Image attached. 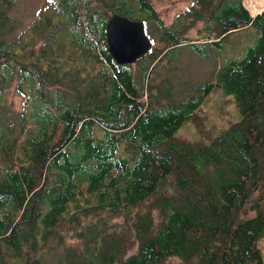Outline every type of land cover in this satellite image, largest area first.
I'll return each instance as SVG.
<instances>
[{"label": "trees", "instance_id": "1", "mask_svg": "<svg viewBox=\"0 0 264 264\" xmlns=\"http://www.w3.org/2000/svg\"><path fill=\"white\" fill-rule=\"evenodd\" d=\"M52 1L57 20L39 14L24 33L15 0H0V264H264V8L196 0L185 12L186 28L204 23L196 42L150 0ZM115 13L160 32L135 64L109 53ZM244 29L255 37L245 46ZM231 33L216 81L155 84L183 47L208 56ZM14 82L28 109L16 136ZM218 88L241 118L212 136L202 113ZM188 122L207 136H176Z\"/></svg>", "mask_w": 264, "mask_h": 264}, {"label": "rangeland", "instance_id": "2", "mask_svg": "<svg viewBox=\"0 0 264 264\" xmlns=\"http://www.w3.org/2000/svg\"><path fill=\"white\" fill-rule=\"evenodd\" d=\"M153 6L156 8L159 16L163 22L170 28H178L179 31H184L191 39H195L196 42L203 41L202 37L204 23L202 21H194V26L186 28L189 19L185 16V12L189 7L193 6L196 0H150ZM16 7L13 10L14 15L23 22L21 32L31 33L33 30L32 23L37 20L39 14L44 16H51L55 20L58 18V7L52 0H15ZM96 2H94L95 4ZM246 5L253 14L260 12L264 8V0H244ZM196 4V3H195ZM192 20L190 21L191 24ZM189 24V25H190ZM148 33L150 37L155 40V45L159 42V30L156 28L154 23H150L148 26ZM241 34L240 41L243 46L248 45L254 41V36L251 35V29H244L239 31ZM24 36V38H26ZM238 33H231L228 35L224 43H222L221 49L212 47L209 51L208 56H202L187 47H183L180 50L179 56L175 63H172L169 67L156 66L154 78L156 79L155 84L159 85L161 80H170L175 86L176 83L180 84L182 81L194 83H205L210 80L216 81L215 70L217 69L216 63L220 65L224 64L228 57L231 55L233 50V42L237 39ZM37 38V37H36ZM152 40V41H153ZM43 40L41 41L42 44ZM36 50V45L32 47ZM224 50V51H223ZM223 51V52H222ZM222 52V53H221ZM238 51V53H242ZM64 55H66L64 53ZM135 64V63H134ZM81 65L87 69L95 71L98 69L95 61H84L77 59L72 67ZM184 77H187L185 79ZM7 106L9 111L7 118L12 124L13 136L20 133L21 129L18 123L23 122L21 115L24 110H28L26 105L24 106L25 96L22 91L18 88L17 83L14 82L9 89L6 91ZM241 114L239 113L238 107L235 102L233 95L225 94L220 88L216 89L210 94V98L203 105L202 120L204 124V130L208 129L211 131L212 136H215L221 130L230 127L233 122L239 121ZM30 123L24 124V130L29 126ZM199 130L196 122H188L184 124L177 132L176 136L188 140L190 142H197L202 138H205L207 134L204 130ZM24 134V132H23ZM209 139L207 140V142ZM2 161V160H0ZM247 208L246 215H252L253 212H249ZM85 231V230H82ZM68 243V241H67ZM163 264H180L179 259H171Z\"/></svg>", "mask_w": 264, "mask_h": 264}, {"label": "water", "instance_id": "3", "mask_svg": "<svg viewBox=\"0 0 264 264\" xmlns=\"http://www.w3.org/2000/svg\"><path fill=\"white\" fill-rule=\"evenodd\" d=\"M106 40L112 58L120 65L136 63L153 47L143 20L113 14L106 25Z\"/></svg>", "mask_w": 264, "mask_h": 264}]
</instances>
